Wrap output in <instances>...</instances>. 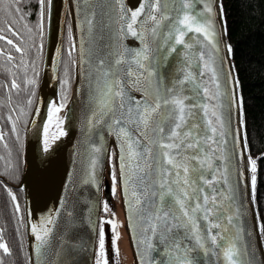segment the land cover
<instances>
[{
  "label": "snow or ice",
  "instance_id": "snow-or-ice-1",
  "mask_svg": "<svg viewBox=\"0 0 264 264\" xmlns=\"http://www.w3.org/2000/svg\"><path fill=\"white\" fill-rule=\"evenodd\" d=\"M0 6L11 14L4 0H0ZM53 7V0H38L35 26L41 42L39 46L31 45L38 48V57L43 50L45 18L51 23ZM103 7L107 9L106 43L97 45L89 39L86 48L82 35L78 60L74 59L76 44L69 20L67 48L63 44L55 47L51 71L59 80L60 95L58 101L53 98L42 102L47 109L42 123V158L53 150L49 124L54 117L56 124L64 123L65 118L58 113L68 102L72 65L79 63L84 75L86 63L90 102L86 125L98 142H89L88 162L81 169L80 182L98 191L107 160L111 193L115 195L118 188L122 189L139 264H258L251 239L255 225L249 226L244 220L248 169L251 199L256 198L257 158L250 152L245 154L248 129L244 97L238 92L240 79L229 59L233 45L224 41L227 20L220 19L217 26L216 9L223 14L222 0L218 4L214 0H105ZM95 9L96 5L85 4V19L81 21L80 6L76 5L81 31L86 25L89 38L96 28ZM16 11H20L18 5ZM68 11L66 6L65 16ZM5 32L24 39L8 20L0 23V38L23 53L24 48ZM129 38L135 43H128ZM7 57L11 60L12 53L8 52ZM39 76L37 60L33 59L32 75L25 77L30 91L27 107L20 106L25 123L36 99ZM11 84L19 88L14 78ZM234 104L238 111L235 125ZM40 111L37 106L35 112L39 115ZM19 119L17 116L12 120L13 131H18ZM65 132V127H59L58 135ZM109 136L114 138V147L108 144ZM5 187L18 211L16 193ZM60 202L66 205V198L60 197ZM98 203L99 197L89 202L86 217L78 215L74 205L68 207L58 236L48 226L57 224L50 213L41 219L40 227L33 223L37 264L49 248L55 252L51 264H76L73 254L88 247L79 237V226L84 223L90 235H96L94 264H109L105 222L110 218L92 219ZM102 205L107 212L110 205L106 197ZM55 211L59 216L61 209ZM119 223L111 219V245L117 254ZM259 232L264 237V222L259 223ZM0 248L4 253L12 252L2 229ZM25 258L27 264H32L29 254L25 253Z\"/></svg>",
  "mask_w": 264,
  "mask_h": 264
},
{
  "label": "water",
  "instance_id": "water-1",
  "mask_svg": "<svg viewBox=\"0 0 264 264\" xmlns=\"http://www.w3.org/2000/svg\"><path fill=\"white\" fill-rule=\"evenodd\" d=\"M219 2L220 0H214V4H218ZM201 3H203V0H201ZM53 4L54 7L51 23H49L47 19L45 54L36 103L25 130L24 166L22 179L19 185L23 189L24 193V225L27 253L31 256L32 264H37V253L35 250L36 238L35 234L31 232V225L36 223L37 227H40L41 219L50 213L57 219V224L55 226L48 224V226L53 227L55 234L58 236L60 234V224L63 223V218L68 207L74 205L77 210V214L80 215L83 213L86 217V209L89 206V202L94 203L97 197H99L100 201L102 200L103 183L107 166V160H105V167L101 177V185L98 191L94 186L81 184L80 173L82 167H84L88 162L89 142H98V138L94 134H89L86 125V117L90 111L89 89L86 78V74L89 69L85 63L83 65L84 75H82L80 72L81 65L77 63L74 64V78L70 97L64 108L66 109L70 103L74 107L75 114L71 140L65 151H63L61 161L57 166L58 168L51 183L47 182L46 184H41L40 187L35 184L33 176L35 160L34 153L39 127L45 111V106H43L42 102L47 101L50 95L54 96L57 101L59 100L58 79L53 78L54 74L51 71V57L55 56V47L63 42L66 6L69 10L76 44L75 59L78 60L79 42L82 35L86 40V48L88 47L87 41L89 39H92L97 45H100L101 43L107 42L108 35L107 28L104 27L107 16V9L103 7L105 0H53ZM77 4L80 6L79 20L81 21L85 19V4L96 5V28L94 35L91 38L87 35L86 25L84 26V31H81V25L78 22L76 15ZM89 11L91 10L89 9ZM216 11L218 13L217 26L219 27V20L224 19V15H219L218 7ZM224 41L228 42L226 33H224ZM128 43L135 42L129 38ZM229 59L232 61L231 55ZM225 63L227 64V61ZM37 106L41 107L39 115L35 112V108ZM237 115L238 111L234 104V125L237 122ZM33 120H35V125L33 124ZM107 139L109 146L114 147V138L109 136ZM229 142H231V137H229ZM245 154L247 155V148H245ZM118 189L129 247L134 264H139L140 258L136 251L137 245L132 239V229L127 222V205L124 201L122 189ZM60 197L66 198V205L61 204ZM244 203L247 206V212L244 220L249 226L255 225V230L252 232L251 239L255 242L256 260L259 264L260 261H264V243L259 232V223L254 202L251 199L250 169H248V181L247 188L245 189ZM100 208L101 203H98L92 215V219L94 221L98 220L100 216ZM56 209H61L59 216H57V212L55 211ZM78 231L79 237L88 243V247L75 252L73 254V259L76 264H93V245L96 243V235L95 233L90 235L91 230L86 223L81 224ZM137 234H140L139 230L137 231ZM53 247H55V242L53 243ZM54 256L55 252L52 251V248H49V250L39 258V264H46V261L47 264H51V260Z\"/></svg>",
  "mask_w": 264,
  "mask_h": 264
},
{
  "label": "flooded vegetation",
  "instance_id": "flooded-vegetation-1",
  "mask_svg": "<svg viewBox=\"0 0 264 264\" xmlns=\"http://www.w3.org/2000/svg\"><path fill=\"white\" fill-rule=\"evenodd\" d=\"M4 3L11 8V14H9V12L4 6H0V23L5 20L12 22L13 27L18 32H20L21 36H23L24 39L20 40L18 37L11 35L8 32H5L4 34L10 35L11 39L15 40L16 43H19L21 47L24 48V52L21 53L20 50L14 47V45L7 43L2 38H0V48L3 49V51L0 52V133H3V137L0 138V204H2L1 208H3V203H1V201L8 202V205L11 206V209L15 210L14 205L16 202L11 199L7 188L5 187V185H7V187H10L16 193V197L20 205L18 212L24 213V193L23 189L19 185L22 179L24 166L25 130L32 115L36 99L34 100V103L32 105V111L27 114V123H25L24 115L20 112V106L23 104L25 107H27L26 97L30 94V91L27 90L25 77L26 75H32L33 59L37 60L38 67L40 69V83L46 45L47 18H45L44 23L42 55L38 57V48L31 47V45L33 44L39 46L41 42L39 29H37L35 26L37 21L38 0H4ZM17 5L20 8L19 12L16 11ZM69 20L71 21L68 11V14L65 18L62 42L65 49L67 48L68 43L67 22ZM29 29H31V31H29ZM8 52L12 53L11 60H9L7 57ZM21 57H23V59ZM73 58L75 59V50L73 52ZM25 61L27 62V72L25 71ZM72 73L73 65L71 68V74ZM60 74H63L62 64L60 65ZM13 78L16 80L17 84L19 85V88L12 86L11 81ZM38 89L39 84L36 90V98L38 94ZM58 91L60 95L59 80ZM70 91L68 92V99L70 96ZM9 96H11V101H9ZM13 109L15 110L13 111ZM10 116L11 119L9 118ZM17 116L21 117V119L16 121L18 131H13L12 120L15 119ZM17 135H19L20 139H17ZM105 197L108 199L110 207H115L113 209L118 211V204H120L119 189H117L115 195H112L110 189L108 162L103 183V192L99 217H108V211L105 212L103 210L102 205V201Z\"/></svg>",
  "mask_w": 264,
  "mask_h": 264
},
{
  "label": "trees",
  "instance_id": "trees-1",
  "mask_svg": "<svg viewBox=\"0 0 264 264\" xmlns=\"http://www.w3.org/2000/svg\"><path fill=\"white\" fill-rule=\"evenodd\" d=\"M222 3L224 19L227 20V40L233 45L232 61L240 79L238 90L244 97L247 153L257 158L256 198L253 202L260 223L264 222V0H222ZM72 74L71 87L74 65ZM1 203L0 229L12 249L11 253H4L0 248L3 264H27L24 213L11 209L8 202ZM262 239L264 243V237ZM21 240L23 249L20 248Z\"/></svg>",
  "mask_w": 264,
  "mask_h": 264
},
{
  "label": "bare ground",
  "instance_id": "bare-ground-1",
  "mask_svg": "<svg viewBox=\"0 0 264 264\" xmlns=\"http://www.w3.org/2000/svg\"><path fill=\"white\" fill-rule=\"evenodd\" d=\"M54 96L50 95L48 100L53 99ZM47 100V101H48ZM74 107L71 103L66 107V109L60 110L58 113L59 116L64 117L63 125H58L55 122V117L53 118V122L49 124V137L53 139V150H49V152L44 153L43 156L46 158H42V142H43V129L42 123L43 120L47 117V109L45 107L43 119L41 121L37 140L36 147L34 153V181L37 186H41V184H46L47 182L51 183L59 162L61 161V156L63 151H65L67 145L71 140L72 128L74 123ZM65 127L66 132L64 135H58L59 127Z\"/></svg>",
  "mask_w": 264,
  "mask_h": 264
},
{
  "label": "rangeland",
  "instance_id": "rangeland-1",
  "mask_svg": "<svg viewBox=\"0 0 264 264\" xmlns=\"http://www.w3.org/2000/svg\"><path fill=\"white\" fill-rule=\"evenodd\" d=\"M113 208L115 207L109 208L108 217L110 219L105 222V249L109 258V264H134V260L129 247L121 205L118 204V211H116ZM111 219H116L122 222L117 225V231H119L120 233V237L118 239V244H119L118 254L111 245V237L112 235H114L111 225Z\"/></svg>",
  "mask_w": 264,
  "mask_h": 264
}]
</instances>
